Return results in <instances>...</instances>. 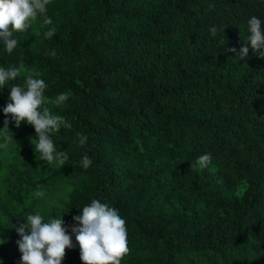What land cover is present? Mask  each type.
I'll return each mask as SVG.
<instances>
[{
  "label": "trees",
  "instance_id": "16d2710c",
  "mask_svg": "<svg viewBox=\"0 0 264 264\" xmlns=\"http://www.w3.org/2000/svg\"><path fill=\"white\" fill-rule=\"evenodd\" d=\"M253 15L264 21V0H52L53 25L41 17L14 33L11 54L0 41V67L23 61L49 100L70 93L53 112L72 124L52 134L68 161L48 166L32 126L5 127L10 87L0 88V133L12 137L0 148V264H22L16 227L36 212L63 217L76 246L62 264H83L71 227L92 199L126 220L122 264H264V58L245 40ZM206 152L209 166L191 168Z\"/></svg>",
  "mask_w": 264,
  "mask_h": 264
},
{
  "label": "clouds",
  "instance_id": "9594fccd",
  "mask_svg": "<svg viewBox=\"0 0 264 264\" xmlns=\"http://www.w3.org/2000/svg\"><path fill=\"white\" fill-rule=\"evenodd\" d=\"M51 2L52 0H0V41L8 54L18 45L17 39L13 38L14 33L28 32L32 29L33 22L41 17L42 27L53 25L52 19L47 16V6ZM247 23L249 35L245 40L256 54L264 58V21L253 15ZM55 33L56 28L52 26L43 35L46 39H51ZM209 33L215 37L218 28L210 27ZM231 51L236 52V49ZM248 53L249 48L244 46L240 49L238 58L243 60ZM49 54L56 56L54 50ZM22 76V85L10 84ZM5 87H10L9 102L3 108L5 127L10 120L15 122L17 128L25 122L32 126L38 136V139L32 141L36 155L39 153L37 159L48 166L62 168L69 156L67 151L57 150L52 134L61 127L71 129L72 124L63 116L54 114L53 108H61L69 100L70 93H60L54 99H47L45 90L48 85L45 80L30 71L25 75L23 61L18 66L0 67V88ZM0 135H3L4 140L0 148H7L12 137L3 133ZM77 140L79 146L83 147L87 144L88 137L77 133ZM211 160L212 154L206 152L197 157L191 168L206 169ZM92 163L88 155L82 157L83 168H89ZM35 195L43 197L45 194L37 190ZM81 213L73 217L76 224L71 227V232L79 245L83 264H122V259L130 248L126 220L121 217L118 209L107 202L92 199L82 208ZM23 220L26 222L16 227L20 236L17 244L22 253V264H62L66 250L76 246L69 235V229L65 227L63 217L50 218L45 222L44 217L36 212L28 214Z\"/></svg>",
  "mask_w": 264,
  "mask_h": 264
},
{
  "label": "rangeland",
  "instance_id": "374dc122",
  "mask_svg": "<svg viewBox=\"0 0 264 264\" xmlns=\"http://www.w3.org/2000/svg\"><path fill=\"white\" fill-rule=\"evenodd\" d=\"M11 248H13V252L16 253L17 249H16V244H12Z\"/></svg>",
  "mask_w": 264,
  "mask_h": 264
}]
</instances>
